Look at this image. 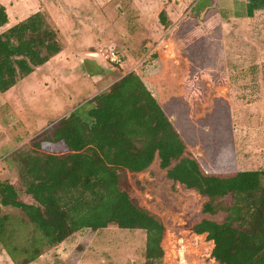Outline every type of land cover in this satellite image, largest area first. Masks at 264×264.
Returning a JSON list of instances; mask_svg holds the SVG:
<instances>
[{
    "label": "rangeland",
    "instance_id": "rangeland-1",
    "mask_svg": "<svg viewBox=\"0 0 264 264\" xmlns=\"http://www.w3.org/2000/svg\"><path fill=\"white\" fill-rule=\"evenodd\" d=\"M8 23L0 34L39 12L63 50L0 93V182L23 193L19 156L56 153L31 142L129 73L142 80L182 137L185 157L207 174L264 170V0H0ZM163 12L167 23L161 24ZM114 54L113 60L109 57ZM136 204L164 225L159 264H217L213 242L192 227L225 213L202 212L205 199L175 186L155 156L143 172L116 171ZM231 203L229 197L225 199ZM7 242L29 264H147L138 230L83 229L45 248L25 214L0 206ZM0 264H16L0 244Z\"/></svg>",
    "mask_w": 264,
    "mask_h": 264
},
{
    "label": "trees",
    "instance_id": "trees-1",
    "mask_svg": "<svg viewBox=\"0 0 264 264\" xmlns=\"http://www.w3.org/2000/svg\"><path fill=\"white\" fill-rule=\"evenodd\" d=\"M160 21L167 23L163 12ZM7 23L0 5V27ZM62 50L57 31L39 12L1 33L0 93ZM90 103L83 117L72 112L31 142L35 149L44 143L58 145L60 152L19 156L23 193L32 204L20 201L12 185L0 182V206L22 211L45 248L83 229L138 230L146 235L147 264H159L163 222L136 204L116 173L118 169L141 173L157 156L173 186L179 184L205 199L203 213H225L222 221L203 219L192 227L194 234H205L213 242L211 257L217 264H264V170L205 173L196 160L184 156L182 137L134 73ZM7 220L0 216V244L14 262L29 264L40 257V248L24 261L15 257L16 249L7 242Z\"/></svg>",
    "mask_w": 264,
    "mask_h": 264
},
{
    "label": "built area",
    "instance_id": "built-area-1",
    "mask_svg": "<svg viewBox=\"0 0 264 264\" xmlns=\"http://www.w3.org/2000/svg\"><path fill=\"white\" fill-rule=\"evenodd\" d=\"M239 1H244V0H239ZM114 54L112 53L109 57L110 60H113Z\"/></svg>",
    "mask_w": 264,
    "mask_h": 264
}]
</instances>
